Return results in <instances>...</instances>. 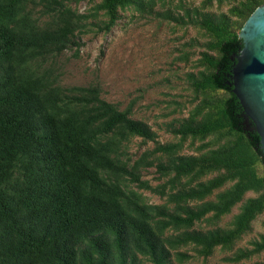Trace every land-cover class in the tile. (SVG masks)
<instances>
[{
	"label": "trees",
	"instance_id": "obj_1",
	"mask_svg": "<svg viewBox=\"0 0 264 264\" xmlns=\"http://www.w3.org/2000/svg\"><path fill=\"white\" fill-rule=\"evenodd\" d=\"M28 1L40 6L39 16ZM157 1L98 0L85 14L67 0H0V264H172L191 258L183 247L205 258L217 246L232 247L264 211V154L258 133L241 125L230 72V55L242 47L239 29L264 0H242L218 15L201 10L213 0L201 8L180 2L181 13L162 14L210 38L197 60L203 69L189 75L200 98L172 126L179 141L136 159L122 158L124 146L133 136L155 138L145 121L104 99L97 83L57 82L48 61L75 44L87 18L101 11L98 30L108 31L120 10L151 12ZM209 136L224 140L203 142L199 150L215 146L197 154L179 152L187 137ZM149 166L163 182L142 178ZM126 182L165 201L148 203ZM249 191L257 195L244 198ZM239 202L228 227L194 228ZM263 250L261 235L230 260Z\"/></svg>",
	"mask_w": 264,
	"mask_h": 264
},
{
	"label": "rangeland",
	"instance_id": "obj_2",
	"mask_svg": "<svg viewBox=\"0 0 264 264\" xmlns=\"http://www.w3.org/2000/svg\"><path fill=\"white\" fill-rule=\"evenodd\" d=\"M242 0H224L219 3L213 0L201 10L212 14L228 12L229 8ZM93 3L87 0H67V3L79 13L93 12ZM180 2L184 8H201L203 0H158L151 12L141 11L135 7L120 10V17L108 31L98 30L106 19L100 11L87 18L84 31L76 33L75 44L66 48L59 55L49 59L52 62L56 80L64 86L97 83L101 96L115 103L120 108L130 107L131 116L145 121L155 132L153 140L144 141L133 136L125 142L123 159H136L143 151H150L158 143L179 141L178 135L172 132V126L186 117L200 97L191 86L189 75H198L203 66L197 64L204 44L210 39L203 30L191 24L181 25L165 18L162 14L170 10L173 15L181 13ZM28 8L35 16L40 15V6ZM161 13V15H160ZM216 137L209 136L204 140L187 137L180 153L197 154L224 140L215 142ZM214 141L199 150L203 142ZM142 178L151 185L163 182L158 179L155 166L141 171ZM207 175L205 178L212 176ZM185 180V179H184ZM130 188L140 192L148 203H162L165 197L150 190L137 189L126 182ZM209 196L214 198L216 192ZM257 195L246 192L244 198ZM240 202L232 207L217 221L203 219L195 223L194 228L206 230L212 227H228ZM209 215V214H208ZM208 215L206 217H208ZM264 235V211L251 222V227L235 241L230 248L217 246L207 257L198 256L191 247H183L192 256L184 262L173 261L172 264H256L264 262V250L240 261L230 257L238 248L251 247V241ZM146 261L142 260L141 264Z\"/></svg>",
	"mask_w": 264,
	"mask_h": 264
},
{
	"label": "water",
	"instance_id": "obj_3",
	"mask_svg": "<svg viewBox=\"0 0 264 264\" xmlns=\"http://www.w3.org/2000/svg\"><path fill=\"white\" fill-rule=\"evenodd\" d=\"M242 47L231 67L232 92L243 117L253 124L264 154V2L258 5L239 29Z\"/></svg>",
	"mask_w": 264,
	"mask_h": 264
},
{
	"label": "flooded vegetation",
	"instance_id": "obj_4",
	"mask_svg": "<svg viewBox=\"0 0 264 264\" xmlns=\"http://www.w3.org/2000/svg\"><path fill=\"white\" fill-rule=\"evenodd\" d=\"M238 52H239V50H238L237 52H233V53L230 55V60L232 61V62H231V67L233 66V64H234V62H235L234 55H235L236 53H238ZM230 72H231V68H230ZM241 117H242L241 125L243 126V128H244L245 130H250V131L255 130V129H253V124L250 123L249 121H246V120H245V118L243 117V112H242V114H241ZM255 131H256V130H255ZM259 145H260V144H259Z\"/></svg>",
	"mask_w": 264,
	"mask_h": 264
}]
</instances>
